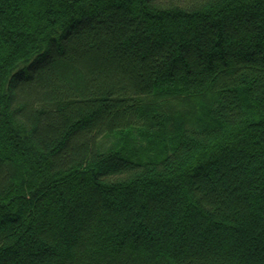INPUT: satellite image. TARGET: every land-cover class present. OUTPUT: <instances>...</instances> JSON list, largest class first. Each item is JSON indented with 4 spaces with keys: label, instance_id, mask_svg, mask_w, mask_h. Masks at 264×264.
<instances>
[{
    "label": "trees",
    "instance_id": "trees-1",
    "mask_svg": "<svg viewBox=\"0 0 264 264\" xmlns=\"http://www.w3.org/2000/svg\"><path fill=\"white\" fill-rule=\"evenodd\" d=\"M0 264H264V0H0Z\"/></svg>",
    "mask_w": 264,
    "mask_h": 264
}]
</instances>
